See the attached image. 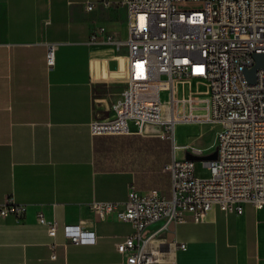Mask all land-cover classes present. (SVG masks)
<instances>
[{"label":"crops","instance_id":"obj_1","mask_svg":"<svg viewBox=\"0 0 264 264\" xmlns=\"http://www.w3.org/2000/svg\"><path fill=\"white\" fill-rule=\"evenodd\" d=\"M99 1L0 0V205L26 206L20 221L0 218V264H124L117 244L132 234V224L100 220L92 204L124 202L132 187L171 194L170 175L155 162L158 149L141 147L166 143L170 162V139H142L138 128L127 135L91 133L92 121L113 116L128 36L120 0L109 8ZM93 33L98 38L90 42ZM41 214L59 226L54 238ZM79 221L94 232L92 243L65 238L63 226ZM157 243L165 258L160 264H264V205L169 223Z\"/></svg>","mask_w":264,"mask_h":264},{"label":"built area","instance_id":"obj_2","mask_svg":"<svg viewBox=\"0 0 264 264\" xmlns=\"http://www.w3.org/2000/svg\"><path fill=\"white\" fill-rule=\"evenodd\" d=\"M99 4L109 8L112 2ZM117 4L127 13L124 87L113 101V116L92 121L91 133L127 135L129 123L134 122L139 134L170 139L172 158L164 171L170 175L171 194L132 187L124 202H96L91 210L100 220L132 224V234L117 244L124 264H160L165 258L157 242L169 223L201 222L215 209L242 215L247 204L264 205V68L257 69L254 83L245 75L256 63L254 56L264 54V0H120ZM93 8V3L86 6L89 11ZM97 38L93 33L90 42ZM106 42L113 40L108 37ZM46 59L53 67L54 45ZM178 123L219 127L216 157L203 160L209 178L196 176L195 160H177ZM185 148L195 157L204 155L202 148ZM25 212L26 206L11 201L0 205L3 219L20 221ZM39 222L48 226L50 237L56 236V223H48L43 214ZM158 222H163L161 227L151 231ZM62 231L77 245L95 238L83 221L66 224Z\"/></svg>","mask_w":264,"mask_h":264},{"label":"rangeland","instance_id":"obj_3","mask_svg":"<svg viewBox=\"0 0 264 264\" xmlns=\"http://www.w3.org/2000/svg\"><path fill=\"white\" fill-rule=\"evenodd\" d=\"M122 82L123 78L120 77ZM124 85V82L122 83ZM129 128L131 131H136L137 127L133 122L129 123ZM158 131H161V128L156 127ZM219 130L218 126L209 125V124H199V123H178L174 128V142L180 147L176 151L177 160L181 161L186 159L187 154L189 153L185 146L189 145L196 148H205L210 145L211 149L208 152H205L203 156L199 157L195 161V172L196 176L206 179L209 178L210 173L209 170L204 166L203 160L210 159L214 156L213 153V145L216 139L217 131ZM142 139L147 138H163L160 135L150 134L145 137H141ZM211 143V144H210ZM207 150V149H206ZM208 153V154H207Z\"/></svg>","mask_w":264,"mask_h":264},{"label":"trees","instance_id":"obj_4","mask_svg":"<svg viewBox=\"0 0 264 264\" xmlns=\"http://www.w3.org/2000/svg\"><path fill=\"white\" fill-rule=\"evenodd\" d=\"M141 147L145 149H154V150L158 149L157 153L154 152L155 162L159 164V169L162 172V174L164 175L167 174V172H165L164 169L166 165L169 164V158L167 155V153H169V146L165 143V145H161V146L152 145L151 147H144V146Z\"/></svg>","mask_w":264,"mask_h":264},{"label":"water","instance_id":"obj_5","mask_svg":"<svg viewBox=\"0 0 264 264\" xmlns=\"http://www.w3.org/2000/svg\"><path fill=\"white\" fill-rule=\"evenodd\" d=\"M255 58V65L251 70H248L245 72V75L248 79L249 82L254 83L255 82V72L257 71V69L259 68H264V54H256L254 56ZM216 157V154L214 153V156L211 157L210 159H213ZM199 157H195L193 155H191L190 153L187 154L186 159H190V160H197Z\"/></svg>","mask_w":264,"mask_h":264}]
</instances>
